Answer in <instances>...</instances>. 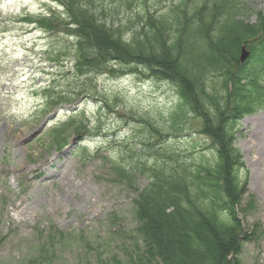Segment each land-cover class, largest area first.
Wrapping results in <instances>:
<instances>
[{"label":"rangeland","instance_id":"374dc122","mask_svg":"<svg viewBox=\"0 0 264 264\" xmlns=\"http://www.w3.org/2000/svg\"><path fill=\"white\" fill-rule=\"evenodd\" d=\"M51 1L0 0V264H113L114 259L129 264L135 247L142 246L134 201L148 185L149 171L141 168L151 170L158 160H208L210 143L197 132L201 122L191 117L183 133L167 137L178 97L162 80L119 75L118 70L111 74V67L90 78L79 76L71 55L75 42L60 26L64 15L55 25L60 31L52 33L24 20L37 22L54 6ZM239 3L238 16L249 28L264 24V0ZM259 48L264 49V30L226 56L243 66ZM106 99L116 107L102 110ZM76 112L82 113L76 123L87 134L69 135L62 151L54 149L52 132ZM141 118L165 127L162 137L150 138ZM260 134L264 109L241 120L235 145L243 157L248 195L254 198L243 226L258 235L244 246L242 264H264V185L256 161L264 153ZM119 162L133 167V185L114 169Z\"/></svg>","mask_w":264,"mask_h":264},{"label":"trees","instance_id":"16d2710c","mask_svg":"<svg viewBox=\"0 0 264 264\" xmlns=\"http://www.w3.org/2000/svg\"><path fill=\"white\" fill-rule=\"evenodd\" d=\"M51 2L54 6L37 22L24 20L52 33L60 31L55 25L64 15L60 26L75 42L71 55L79 76L90 78L111 67V74L118 70L119 75L162 80L178 97L167 137L183 133L191 117L201 122L197 132L210 143L208 160H158L151 170L141 168L149 171L148 185L134 201L142 246L135 247L129 264H242L244 246L258 235L243 226L254 198L248 195L243 157L235 145L241 120L264 109V49L243 66L226 53L262 32L264 24L249 28L238 16L239 0H174L160 8L152 0ZM254 62L257 69L252 68ZM50 102L58 103L53 97ZM114 107L115 102L106 99L101 109ZM80 115L76 112L52 132L54 148L62 150L69 135L87 134L86 127L76 123ZM140 121L150 138L165 133V127L155 128L149 119ZM114 166L134 184L133 167L120 162ZM58 236L65 238L63 233ZM113 264L120 262L114 259Z\"/></svg>","mask_w":264,"mask_h":264},{"label":"bare ground","instance_id":"6f19581e","mask_svg":"<svg viewBox=\"0 0 264 264\" xmlns=\"http://www.w3.org/2000/svg\"><path fill=\"white\" fill-rule=\"evenodd\" d=\"M261 137L264 138V134H260ZM259 146H257L258 148ZM256 161L261 164V169L259 171V179H260V182L259 184H261V186L264 185V153L261 152V154L257 155V158H256Z\"/></svg>","mask_w":264,"mask_h":264},{"label":"water","instance_id":"95a60500","mask_svg":"<svg viewBox=\"0 0 264 264\" xmlns=\"http://www.w3.org/2000/svg\"><path fill=\"white\" fill-rule=\"evenodd\" d=\"M243 51H244V50H243ZM244 53H245V55H246V52H245V51H244ZM245 55H244V56H245ZM244 56H242V59H241V61H243V60H244V59H243V58H244Z\"/></svg>","mask_w":264,"mask_h":264}]
</instances>
